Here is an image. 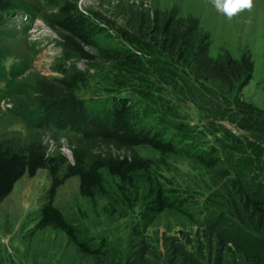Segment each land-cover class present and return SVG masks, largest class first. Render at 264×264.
Here are the masks:
<instances>
[{
    "label": "trees",
    "instance_id": "trees-1",
    "mask_svg": "<svg viewBox=\"0 0 264 264\" xmlns=\"http://www.w3.org/2000/svg\"><path fill=\"white\" fill-rule=\"evenodd\" d=\"M18 1L0 0V33L9 13L20 10L36 17L22 1L14 5ZM53 1L45 0L53 9L49 26L71 59L111 65L110 80L97 85L108 100L101 106L86 104L82 95L96 90L92 84L96 77L71 71L67 61L56 70L61 77L42 78L30 87L10 86L8 95L23 99L20 108L36 107L37 126L52 132L53 140L73 138L69 142L74 160L52 154L36 139L26 144L0 142V206L24 177L47 170L53 183L36 228L61 232L91 264H264V111L237 96L252 79V59H215L210 35L197 19L180 16L176 10H150L136 1L116 0L122 20L116 36L123 44L104 46L101 36L113 37L109 20L97 12L81 11L78 0ZM3 58L0 54V61ZM27 71L25 63L14 64L3 76L12 77L7 81L12 83ZM176 95L206 113H199L200 128L190 124ZM4 97L0 94V100ZM144 146L167 156L192 157L207 170L210 194L194 235L166 234L158 243L147 235L160 216L183 209L186 202L149 172L148 160L111 154V149L122 153ZM106 173L118 178L119 187L128 193L130 188L137 190L140 174L148 185L141 227H135L125 253L91 237L88 229L55 205L57 192L72 177L78 178L85 198L108 196Z\"/></svg>",
    "mask_w": 264,
    "mask_h": 264
},
{
    "label": "rangeland",
    "instance_id": "rangeland-1",
    "mask_svg": "<svg viewBox=\"0 0 264 264\" xmlns=\"http://www.w3.org/2000/svg\"><path fill=\"white\" fill-rule=\"evenodd\" d=\"M18 1V0H16ZM25 5L37 20L25 24L21 17L6 15L5 24L0 33V94L8 101L0 105V142L26 144L38 140L52 154L61 153L69 162H73V138L56 137L47 129L39 128L40 119L36 107L20 108L21 97H12L8 93L10 86L30 87L31 83L42 82V78H58L56 70L67 61V67L73 71L83 72L89 79L96 77L92 84L96 90L85 91L82 100L86 104L99 106L108 100L104 89L97 88L98 83L112 74L110 64L103 61H86L72 58L57 32L49 24L48 16L53 13L45 0H20L14 5ZM55 1V2H54ZM58 3V0H54ZM144 3L150 10H176L180 16L197 19L201 28L210 35V54L213 58L230 56L237 60L250 57L254 63L251 81L237 95L241 101L264 111V0H254L251 11H244L229 20L216 9L212 0H124ZM116 0H78L81 11L97 12L113 27H107L111 39L101 36L100 43L114 47L118 43L117 28L122 26L118 18ZM123 44V43H122ZM121 46V44H119ZM25 63L28 66L26 75L12 80L3 76L14 64ZM167 94L172 95L171 91ZM92 99H95L92 101ZM179 102L181 96L176 95ZM174 99V100H175ZM184 114H188L190 124L197 128L202 126L201 113L189 100L179 102ZM20 110V111H19ZM200 113V114H199ZM223 123L239 135H243L227 121ZM112 156H136L148 160L149 172L159 176L175 195L185 198L181 210H170L159 217L156 224L149 228L147 235L158 243L163 235L182 236V232L194 235L198 221L205 217L203 210L205 200L210 194L209 174L192 157L167 156L150 147H138L122 153L114 152ZM53 181L47 170H40L34 178L24 177L17 183L11 195L0 206V258L2 264H91L74 250L64 234L54 230L38 231V213L48 196ZM108 196H98L90 200L82 196L77 177L68 179L56 195L55 205L62 213L79 226L89 230L91 237L105 240L108 246L119 248L125 253L135 227H141V212L147 197L146 179L142 174L137 177V190L130 188L129 193L118 185L120 180L105 174ZM132 192V193H131ZM130 197V200L127 198ZM146 235V234H145Z\"/></svg>",
    "mask_w": 264,
    "mask_h": 264
},
{
    "label": "clouds",
    "instance_id": "clouds-1",
    "mask_svg": "<svg viewBox=\"0 0 264 264\" xmlns=\"http://www.w3.org/2000/svg\"><path fill=\"white\" fill-rule=\"evenodd\" d=\"M212 2L229 20L244 11H251L254 6V0H212Z\"/></svg>",
    "mask_w": 264,
    "mask_h": 264
}]
</instances>
